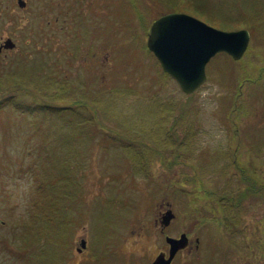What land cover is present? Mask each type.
<instances>
[{
  "label": "rangeland",
  "instance_id": "rangeland-1",
  "mask_svg": "<svg viewBox=\"0 0 264 264\" xmlns=\"http://www.w3.org/2000/svg\"><path fill=\"white\" fill-rule=\"evenodd\" d=\"M110 1L28 0L27 7L36 16L29 20L28 10L16 4L17 13L11 12L6 8L11 0H0V35L12 28L20 33L16 54L21 58L11 61L13 55L0 56V81L5 82L0 91V264H150L166 250L155 221L163 220L170 209L165 202L172 199L176 218L168 233L175 236L188 228L193 240L199 236L201 241L192 256L179 252L173 264H264V200L244 202L240 233L224 236L233 249L223 252L221 239L213 237L220 221L210 215L214 198L206 194L208 188L239 186L235 172L230 176L222 172L231 165L223 154L234 132L227 115L240 121L234 103L246 107L241 113V162L264 176V61L258 68L253 61L256 50L264 55V0H198L211 1L213 12L233 20L229 29H248L251 39L241 60L217 53L206 66V83L193 94L185 93L160 68L146 43L157 18L190 7V0ZM133 6L138 7L133 16L137 27L129 29L121 18ZM47 17L52 29L76 25L83 37L94 35L97 40H77L76 46L82 48L68 61H59L57 46L50 61H31L26 56L31 46L24 39L27 26H43ZM102 42L116 49L105 45L102 50L97 46ZM93 48L97 61H86ZM15 73L32 76L36 82L29 85L40 86L47 79L50 93L40 91L44 98L37 100L30 86L15 88L11 79ZM247 78L253 82L241 87L240 94L238 84ZM63 79L66 87L60 85ZM8 86L14 87L13 94L5 93ZM14 96L19 103L31 104L32 112L15 108ZM80 97L85 104L77 101ZM43 102L53 103L58 111L43 110ZM110 129L112 133L130 130V134L115 142L104 133ZM146 143L155 144L167 159L180 153V161L167 168L158 160L151 167V179L135 160L136 148ZM35 175L57 179L52 190L67 195L63 205L69 221L57 235L66 242L44 237L20 253L27 246L22 234L28 232L30 212L38 207L31 193ZM190 177L197 180L190 183ZM220 214L225 219L223 210ZM53 222L50 218L46 223L50 227ZM83 238L86 247L79 245Z\"/></svg>",
  "mask_w": 264,
  "mask_h": 264
},
{
  "label": "trees",
  "instance_id": "trees-1",
  "mask_svg": "<svg viewBox=\"0 0 264 264\" xmlns=\"http://www.w3.org/2000/svg\"><path fill=\"white\" fill-rule=\"evenodd\" d=\"M105 1H106V3L111 2L110 0H105ZM211 1H213V0H211ZM122 2L125 3V0H122ZM210 2L205 3V1L190 0L189 1L190 7L189 6L180 7L179 9H177L175 11L176 12H184L185 11L186 13L194 15V16L204 20L205 22H207V23H209V24H211L217 28H220V29H225V30L240 29V28L229 29L228 26L233 25V24H231L233 22V20H231L229 18H224L219 13L213 12L212 11L213 6ZM175 5L178 8V5L177 4H175ZM203 5H208V6L205 8V7H203ZM129 9L130 10H127L124 13V17L121 19H122V21H124L125 27H127L129 29H134L137 27L136 22L138 21L137 20L135 22V20L133 18V16H135V13H136V11H134V10L138 11V7L133 6V7H130ZM139 12H141V11H139ZM127 16L130 17V19L126 18ZM154 16H155V14H154ZM157 16L158 15H156V17ZM105 17H107L106 18L108 20L107 25L109 26L110 20H109L107 15L104 16V19H105ZM138 17H139L140 22H141L142 21L141 15L140 16L138 15ZM125 21H126V23H125ZM122 25L123 24H121L119 26L122 27ZM143 27L145 29H147L148 25L143 26ZM110 49L115 50L116 48L114 47V45H112V46H110ZM160 68H161V66H160ZM15 75H18V74L15 73ZM15 75L12 76L13 78H11L12 81L14 80V82H16L14 87L15 88L16 87L26 88V87L30 86L34 92L33 96L37 100L39 99L38 96L40 98L42 97L41 96L42 93H40V91H44L45 94L50 93L49 90H47V88H48V83L46 82L47 79L45 81L41 82L42 84L40 86H38V84L29 85V81L36 82L34 79H32L33 78L32 76H31L32 78L29 77L27 79L26 76L18 75V78L15 79ZM46 77H48V76H46ZM64 79H63V82L60 84V85H63L62 87H66L65 86L66 84H64L66 80H64ZM252 82L253 81L251 78L241 80V82L238 84L237 91H239L241 87L250 86L252 84ZM2 83L4 84L5 82H2ZM2 83L0 81V91L2 88V86H1ZM14 87L8 86L5 93L13 94ZM2 92H4V91H2ZM55 93H59V90H57L56 92H53L52 94H55ZM68 93H69V88H68L67 94ZM239 93L243 94V91L240 90ZM60 94H61V92H60ZM237 95H238V93H237ZM14 98H15V96L13 97V99ZM42 98H44V97H42ZM54 99H56V98H54ZM189 99H190V97H189ZM77 101L82 103V104H85V101L83 99H81V97H80V100H77ZM13 105L15 108H20V109H24V110L27 109L28 110L27 112H30L34 108L31 106V104L25 105L23 103L17 102L16 100L14 101ZM184 105L185 104L182 105V108L185 107ZM40 106L43 108V110L58 111V109H59L58 106H56L50 102L49 103L43 102V104H40ZM70 107L72 110H76L75 106L74 107L70 106ZM244 107L245 106L243 103L241 105L240 104L237 105L234 103V105H233V108H235V110L239 111L238 114H236L235 118L240 120V121L233 120L229 115H227L229 127L232 128L234 132L232 131L233 132L232 133V139H231V143H229L230 144L229 148L224 152L225 154H223L224 158H226L227 160H230L231 165L225 166L224 169L222 170V172H223V174L225 172L226 176H228V175L230 176L232 173L235 172V174L240 177L239 186L236 189L230 188V187H224L222 190H217V189L215 190L214 188H208L207 193H206L208 196L214 198L213 202L211 203L212 214H210V215L213 217L219 218L220 221H218L217 226H216L217 233L213 237L215 239L216 238L221 239V242L223 244L220 242V240H218V241L220 242L221 246L223 247V249H222L223 252L224 251L227 252L228 250L233 249V247L231 246V244L229 242L230 240H228L225 237H227L228 235L233 236V234L240 233V228H242V225H243L242 224L243 219H242L241 213L244 211V202H246L247 199H253V198H256L257 200L258 199L264 200V176H260L259 174L254 172V170L250 166L247 167L245 164H243L241 162V160L243 161L244 154L240 153V146H241L240 139H242L241 132H240V130H241L240 125H244L243 124L244 121H243V118L241 115V113L243 114ZM1 108H2V106H0V109ZM245 109H246V107H245ZM104 133H107L106 137L113 139V141H115V142H118V141H121V139H125L126 137H128L130 134V130L115 129V131L112 133L111 129H110V131L106 130V132H104ZM153 145H155V144L146 143L144 148H136V150H135V154H136L135 160L138 161V164L140 163V168L142 170H144V173L149 177H151V173H150L151 167L153 168L158 160H160L161 163L164 164L167 168H168V166H170V168H171V166L173 165L174 162H176L177 160L180 161L178 159V157L181 156L180 153H174L173 152L174 153L173 158L167 159V157L164 155V152L160 151L156 147H153ZM128 146H132V144H128ZM154 148H156V149H154ZM147 157H149L150 159H147ZM35 177L37 178V180H36L33 188L31 189V193L33 194L32 202L34 205H38V207H37V209H32L30 212L29 221L31 220V222L28 223V225H26L28 232L25 235H24V233L22 234L23 242H25L27 246L25 245L26 247H24L22 249V251H20V253H23L24 251H28L27 249L31 248L32 246L35 247L36 243L39 242L44 237L49 239L50 241L56 240L62 244H64L66 242L65 239H63L62 242L59 241V238L57 235L60 236V233H61L60 231L64 229L62 225L64 223H68V221H69L68 217L66 216V214L64 212L65 206L63 205L64 199L67 195L56 193L57 191L56 192L53 191L56 188L55 184L57 182L56 181L57 179H55V180H52L50 178L44 179L39 175H35ZM63 178H64V176H63ZM151 179H152V177H151ZM187 180L191 183L197 179L190 177ZM198 181H200V180H198ZM61 198H63L62 202L60 200ZM222 210L225 213V219L223 218L224 215L220 214V212ZM50 218L52 220H54V222L52 224H50V227H49L46 222L48 219L50 220ZM56 220L59 223L56 222ZM203 221H204V219H202L200 221V223L202 225L205 224V223H203ZM45 225H47V226H45ZM53 231H57V233L54 234ZM222 232H224V235L222 234ZM71 246H72V244H71Z\"/></svg>",
  "mask_w": 264,
  "mask_h": 264
},
{
  "label": "water",
  "instance_id": "water-1",
  "mask_svg": "<svg viewBox=\"0 0 264 264\" xmlns=\"http://www.w3.org/2000/svg\"><path fill=\"white\" fill-rule=\"evenodd\" d=\"M21 7L25 0H18ZM251 35L248 29L223 30L202 19L184 12H172L156 19L147 38L148 48L158 58L163 70L173 77L182 90L192 94L207 81L206 66L219 52H226L239 60L248 49ZM9 47L14 43L9 40ZM170 208L164 213L162 225L165 229L175 218ZM169 253L160 252L151 264H171L176 254L187 248L189 237L167 236ZM81 245L87 246L86 240ZM81 251V248H79Z\"/></svg>",
  "mask_w": 264,
  "mask_h": 264
},
{
  "label": "flooded vegetation",
  "instance_id": "flooded-vegetation-1",
  "mask_svg": "<svg viewBox=\"0 0 264 264\" xmlns=\"http://www.w3.org/2000/svg\"><path fill=\"white\" fill-rule=\"evenodd\" d=\"M26 1L28 4V0H26ZM16 4L18 5V0H11V3L9 4V6L6 5L7 10H10L11 12L17 13V10H16L17 5ZM79 4H80V2H79ZM29 8L30 7L26 6V8H23L22 11L28 10V18L30 20L31 17L35 16V12L33 11V9H29ZM65 15L63 16V14H62V16L64 18H65ZM35 18H36V16H35ZM47 19L45 18L43 20L44 24H45L43 26H39V27H35V28H33V27L31 28L30 25L27 26L30 28L27 31L26 36H24V39H25V42H27L28 45L31 46V48H28L30 52L29 53L26 52V54H27L26 56L29 57L30 59H32L31 61H34V59H36L37 61H50V55L52 54L53 51H55V50H52V48H55L54 46L58 47L59 55L57 58L59 59V61H64V60L68 61L69 57H71V53L74 55H77V54H79V50H81L80 48H82V45L76 46L77 40L86 41V40H89V38H92V39L94 38L95 40H97L96 36H94V35L83 37L81 35L83 33V31L76 25L75 26L64 25V26L57 27V28L54 27L52 29L51 26L47 25V24L51 23V20L49 19V17H47ZM58 20H60V15L57 16V18H56V21H58ZM37 28H39V29H37ZM15 30L16 29L12 28V32L7 33L5 35H0V56H2V59L10 58L11 55L14 56V57H11L12 59H14L11 61H18L17 59H21V58H17L18 54H16V53H19L17 51H20V47H19L20 33L15 31ZM85 34H86V32H85ZM90 34H92V32H90ZM52 38L54 39V42L52 44H50ZM38 39H40V40L38 41ZM9 40H12L14 42L13 48L9 47ZM82 44H84V42ZM97 44H98L97 46L101 45V48L103 50L104 46L107 43L105 44L104 42H102L101 44L100 43H97ZM91 45H92V42H91ZM106 46H107V49H109L110 46L109 45H106ZM13 51H16V52H13ZM91 51H92V53H91L92 57L85 56L86 61H97L95 58H93L94 56H96L97 52H95L94 48L91 49ZM21 54H22V56L24 55L23 52ZM108 54H110V51ZM35 56H36V58H35ZM253 56H254L253 61H257L256 62V68H258L260 61H264V55L261 56L260 50H256L253 53ZM76 58L77 57H75V59ZM107 60H108V58H107ZM173 194H174V192L172 193V198H173ZM173 204H174L173 199H172V201H166L165 207H168V206L172 207ZM171 224L169 226H167V228L164 232L162 229V226H161V221H158V220L155 221V226L157 227V229H159L161 234L165 236V238H166L167 234H169L168 232L171 231V229H172ZM191 231L192 230H189L187 228V229L181 231L179 234L175 235V237H178V236H180V234L182 232H186L188 234L189 247L180 253L184 252V253H186V255H190V256H192L193 252L195 250L197 251L201 246L200 237L196 236L195 240H193V235H192ZM168 250H169V244L167 243L166 250H164V251H168ZM190 256H188V257H190ZM184 262H185V260H184ZM173 263H174V261L172 262V264Z\"/></svg>",
  "mask_w": 264,
  "mask_h": 264
}]
</instances>
